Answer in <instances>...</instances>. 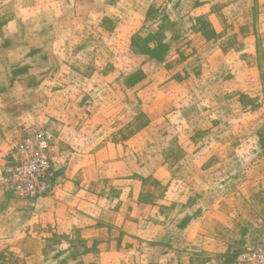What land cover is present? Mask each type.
<instances>
[{
	"label": "rangeland",
	"instance_id": "374dc122",
	"mask_svg": "<svg viewBox=\"0 0 264 264\" xmlns=\"http://www.w3.org/2000/svg\"><path fill=\"white\" fill-rule=\"evenodd\" d=\"M263 230L264 0H0V264H235Z\"/></svg>",
	"mask_w": 264,
	"mask_h": 264
},
{
	"label": "built area",
	"instance_id": "2783aa9c",
	"mask_svg": "<svg viewBox=\"0 0 264 264\" xmlns=\"http://www.w3.org/2000/svg\"><path fill=\"white\" fill-rule=\"evenodd\" d=\"M46 167V162L38 158L29 168H18L20 174H31L34 177L36 173ZM235 264H264V230L260 239L253 245L248 246L237 256Z\"/></svg>",
	"mask_w": 264,
	"mask_h": 264
}]
</instances>
